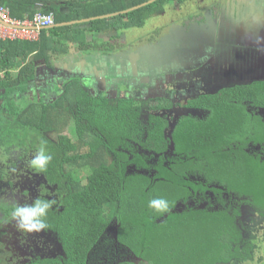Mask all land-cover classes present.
<instances>
[{
    "label": "trees",
    "instance_id": "16d2710c",
    "mask_svg": "<svg viewBox=\"0 0 264 264\" xmlns=\"http://www.w3.org/2000/svg\"><path fill=\"white\" fill-rule=\"evenodd\" d=\"M149 1L0 0L19 21L38 13L54 18L36 40L0 39V143L10 148V166H29L41 147L52 156L45 171L33 170L51 189L39 198L55 201L43 231L55 238L58 253L36 255L26 264H114L116 249L131 252L140 264L255 262L260 241L244 237L235 221L241 203L264 221V115L254 109H264L263 81L198 95L182 106L168 96L144 98L140 91L101 93L99 83L65 77V70L61 86L53 85L46 73L86 54L113 57L126 48L120 43L125 30L144 27L165 7L195 0H156L132 10ZM103 16L110 17L98 19ZM105 72L107 90L113 79L129 77L116 75L113 66ZM179 107L188 112L172 127L164 112ZM210 185L219 195L218 211H171L182 197L205 196ZM223 193L240 200L226 207ZM157 198L169 202V212L148 208ZM15 205L0 200L6 220ZM0 264H10L1 246Z\"/></svg>",
    "mask_w": 264,
    "mask_h": 264
},
{
    "label": "rangeland",
    "instance_id": "374dc122",
    "mask_svg": "<svg viewBox=\"0 0 264 264\" xmlns=\"http://www.w3.org/2000/svg\"><path fill=\"white\" fill-rule=\"evenodd\" d=\"M262 15L264 16V0H195L182 6L171 5L165 7L163 14L147 20L144 27L125 30L124 41H120V43L126 44L123 45L126 48L119 49L120 52L113 56L111 63L117 65L118 74H135V76L131 79L133 89L128 84L120 82L119 92L129 90L134 96H139L140 90L135 89V87L138 88L137 85H142L143 88L157 87L153 90H158L159 92L164 90L167 95L179 88V91H185L182 92L179 99L174 97L173 101L183 106L193 95L192 91L189 92L186 89L192 86H199L200 83L197 84V81L201 82L203 87L195 91V96L214 94L220 91V88H228L236 83L241 85L246 80H249L250 75H254L253 79L255 80H264L262 79L264 78V60L255 61V64H260L259 67L255 68L253 65L251 66L254 62L252 59L248 65L249 69L243 67L239 62L236 67L233 65V68L226 69L222 74H217V72H221L220 66L225 67L220 57L218 60H214V64H212V60L209 62L207 60L209 64L207 66L210 67L211 71L207 70L208 68L203 63V58L210 55L207 51L209 46L214 48V52L219 56L226 46L229 50L234 49V46L229 43L232 40L242 45L246 44L243 39H240L241 37L235 36L238 32L237 30L242 28L243 31L244 28L251 30L250 26L247 25H253L252 22L254 25H262V22H264ZM258 19L261 22H257ZM98 36L102 37L101 35ZM226 39L228 41H225ZM246 45L255 46L252 43H247ZM254 48L257 49L258 47L255 46ZM218 53L220 54L218 55ZM79 56L81 54H76V58ZM86 56L90 55L86 54L84 58H92ZM108 62H110L109 59ZM66 64H59L61 65V67L58 66L59 70L68 69V66L76 64L78 67H83V64L86 63L67 62ZM73 68L69 70L70 75L73 74ZM105 70L106 68H103V71ZM79 71L85 73L82 69ZM49 73L53 74L52 76L55 78H57L55 74H59L58 71ZM110 74L111 76L114 75L112 72ZM234 80L238 81L234 82ZM86 82L89 83L87 80ZM96 83L92 84L95 85ZM42 85L43 83H41ZM37 92L38 90L35 91V93ZM111 93L115 95L116 91L112 90ZM141 93L143 92L141 91ZM141 95L144 98H153L160 94L152 95V92L148 93L146 91ZM187 112L186 109L179 107L164 113H167L172 119V127H174L177 120L187 114ZM192 113L198 116L201 115L194 110ZM255 128L256 125L251 128L252 132H255ZM9 149L0 143V200H8L17 204H28L39 197V195H43L44 190L50 191V187L29 166L23 163H17L15 167L10 166L7 156L12 155L7 153ZM171 149L173 148L171 147ZM167 154L171 155L170 152H167ZM0 220L1 252L3 257L6 256V261L10 264H26L36 255L45 256L58 253L57 242L52 235L44 231L38 233L18 231L12 217L6 220L1 210ZM117 226L118 223L115 222L112 232L110 231L112 235L116 232L114 230H116ZM248 229L252 230L249 234L250 237L258 238L260 241L253 264H264L263 219L258 217L254 225L250 224ZM196 236L195 234V239H197ZM153 237L154 235L148 236L149 243L153 240ZM184 237L189 236L183 235L182 238ZM151 243L153 242L151 241ZM122 252L124 251L116 249V262L114 264H120L119 262L121 261H126L127 264H140L131 252L126 255ZM180 253L186 255L184 249Z\"/></svg>",
    "mask_w": 264,
    "mask_h": 264
},
{
    "label": "flooded vegetation",
    "instance_id": "af4514ba",
    "mask_svg": "<svg viewBox=\"0 0 264 264\" xmlns=\"http://www.w3.org/2000/svg\"><path fill=\"white\" fill-rule=\"evenodd\" d=\"M262 20L264 21L263 15H262ZM257 22H261V21H259V19H258ZM262 23H263L262 25H258V24L254 25V23L252 22L253 25H251V24L247 25V26H250L251 30H249L248 28H244V31H243V28H242L241 30H237L238 32L235 34V36H237L238 38L241 37L240 39H243V42H245L246 44L252 43L255 46H257L258 47L257 49L254 48L255 46L251 47V46H248L246 44L242 45V44H239V43L234 42L232 40L229 43L234 46V49L229 50L226 46L225 50H223L222 54L219 55L220 53H218L219 56H217L216 53L214 52V48L209 46L207 48V51L210 53V55L207 56L206 58H203V63L208 68L207 70L211 71L210 67L207 66V65H209L208 62L210 60H212V64H214L215 63L214 60H216V59L218 60L219 57L221 58L222 62L225 64V67L220 66L221 72H217V74H222V72L226 71V69L229 70V69L233 68V65L236 67V65H238L239 62L243 67H245L246 69H249L248 65H249V63H251L250 61H252V59L254 62L251 64V66L253 65V67H255V68L259 67L260 64H255V61L260 62V61L264 60V58H262V57H264V22H262ZM225 41H228V39H226ZM210 47H211V49H209ZM260 48H262V49H260ZM207 60H208V62H207ZM57 66H60V65H57ZM103 68H106L105 64H104V66L101 67V69H99V71H97V70L94 71V69H91L89 71H85V73H82V71H79L80 69H82V67H79V69L74 68V70H76V71L75 72L73 71L72 75H70V73L68 71H66L65 77L80 75V77H82L83 81L87 80L90 83L98 82L99 84H96V86L100 87L101 90L100 89L99 90L101 91V93H107V92L111 93L112 90H115L117 93L118 89H116V88L118 86V83L121 82V80L123 78L122 79H120V78L113 79L112 82L114 83V86L108 88L109 90H107V88L104 86V82L110 77H108V78L106 77V72L103 71ZM113 68H115V72H116L115 74L119 75L117 73V70H118L117 65H115V67H113ZM59 69L60 68H57V70H56L59 72V74H55V76L57 78L53 77L52 76L53 74H50V77L51 78L53 77L52 81H51V83H53V84H56V83L60 84L61 83L60 77L63 76L61 73V72H63L62 71L63 69L62 70H59ZM127 75H129L128 80H127V78L123 79V80H125V82L129 86H131V88H132L133 84H131V79L135 76V74H133V75L127 74ZM94 77H96V78H94ZM173 77H174V75H173ZM253 78H254V75H250L249 80H246L247 82L245 81L243 84H249V83H253L255 81H263L264 82V80H261V79L255 80ZM262 79H264V78H262ZM236 81H238V80H236ZM236 81L234 80V82H236ZM198 83H200L199 86H197V87L192 86L194 88L191 87V88L186 89L189 92L190 91L193 92V95L191 97H195V95H196L195 91L200 90L203 87L201 82L197 81V84ZM236 85H240V84L236 83L235 85H232V86L230 85V87H235ZM230 87H228V88H230ZM52 88H53V86H52ZM155 88H157V87L151 86L150 88H143L142 90H140V93H141V91L143 93H145L146 91L148 93L152 92V95H158V93H159L160 95L168 96L170 98V100L173 101L174 97L179 99V96L181 97L182 92L185 91V90L179 91V88H176L174 91L175 93L170 92L169 94L166 95L164 90H161V92H159L158 90H153ZM222 89H224V88H220L219 90H222ZM89 90H91L92 92H96L95 88L92 86L89 87ZM187 91H186V93H188ZM143 93H141V94H143ZM51 96H53V95H51ZM173 102H175V101H173ZM254 109H255V111H257V113L259 115H262L264 113V109L261 107H256ZM194 111H196V110H194ZM197 112H199V111H197ZM201 115H204V114H201ZM143 172L148 173L147 171H143ZM192 179L196 182L205 181V179L203 177H192ZM213 186H215V185H213ZM213 186L212 185L209 186L210 189H208L206 191L205 196H203L201 193H197V194L191 195L187 198L182 197L176 203L175 207L171 211L172 212H178V213H182L183 211L188 210V209H193V210L208 209L209 211H218L222 207V205L220 203L219 195L216 192L211 191L212 190L211 188ZM223 196H225V198L227 200L226 207L228 205L231 206L232 204H237V202L235 201L237 198L236 196H232L230 198L227 193H223L222 197ZM237 199L240 200L239 198H237ZM241 204L242 205L240 207V215L237 217L235 222H236L237 226L242 230L243 236L246 238H249L250 237V235H249L250 229H248V226L250 224L254 225V222L256 221V219L259 216L255 212L253 207L250 206L249 203H241ZM117 229H118V226H117L116 230H114V231H117Z\"/></svg>",
    "mask_w": 264,
    "mask_h": 264
},
{
    "label": "clouds",
    "instance_id": "9594fccd",
    "mask_svg": "<svg viewBox=\"0 0 264 264\" xmlns=\"http://www.w3.org/2000/svg\"><path fill=\"white\" fill-rule=\"evenodd\" d=\"M51 160L52 156L41 147L38 153L30 160L29 167L37 172H43ZM54 204V200L49 201L38 197L30 204L15 205L11 216L12 220L15 221L17 230L25 233H38L45 230L48 227L46 222L48 211ZM148 208L161 214L170 211L169 202L163 198L150 200Z\"/></svg>",
    "mask_w": 264,
    "mask_h": 264
},
{
    "label": "built area",
    "instance_id": "2783aa9c",
    "mask_svg": "<svg viewBox=\"0 0 264 264\" xmlns=\"http://www.w3.org/2000/svg\"><path fill=\"white\" fill-rule=\"evenodd\" d=\"M53 25V15L38 13L32 21H19L12 18L8 8L0 6V39L36 40L41 28Z\"/></svg>",
    "mask_w": 264,
    "mask_h": 264
},
{
    "label": "crops",
    "instance_id": "0c3cea01",
    "mask_svg": "<svg viewBox=\"0 0 264 264\" xmlns=\"http://www.w3.org/2000/svg\"><path fill=\"white\" fill-rule=\"evenodd\" d=\"M99 35H101L102 37H104V39H106L107 40V36H104L103 34H99ZM86 57H92V58H84V56L82 57L81 56V61L80 60H73V61H69V62H72V63H79V62H85L86 64H83V67H82V70H83V72L84 71H89V70H91V69H94V71H99V69H100V67H102V66H104V64L106 65V68L108 67V66H110V67H115V65L116 64H114V63H111L112 61H111V59L113 58V57H106V56H102V55H100V54H98V55H95V56H86ZM108 59L110 60V62H108ZM65 65H67V64H65ZM79 65H81V64H79ZM60 67H61V65H60ZM73 67H77V68H79L78 66H77V64L76 65H71V66H68V69H63V70H65V71H68L69 72V70L71 69V68H73ZM74 69V68H73ZM74 71V70H73ZM75 72V71H74ZM107 72V71H106ZM80 76V75H79ZM73 77H77V76H73ZM39 82V81H38ZM106 82V81H105ZM53 85H55V84H53ZM58 86H61L60 84H58ZM38 87L40 88V90H42L41 89V85L40 84H38ZM51 90H54V88H52L51 87Z\"/></svg>",
    "mask_w": 264,
    "mask_h": 264
},
{
    "label": "water",
    "instance_id": "95a60500",
    "mask_svg": "<svg viewBox=\"0 0 264 264\" xmlns=\"http://www.w3.org/2000/svg\"><path fill=\"white\" fill-rule=\"evenodd\" d=\"M155 1H156V0H151V1H149V2H147V3H145V4H143V5H140V6H137V7L133 8L132 10L139 9V8H141L142 6H145V5H147V4H151V3L155 2ZM126 12H128V11H126ZM126 12H123V13H126ZM115 15H117V14H115ZM115 15H113V16H115ZM108 17H110V16H103V17H100V18H98V19L108 18ZM91 20H93V19H91ZM74 23H75V22L65 23V24H62L61 26H63V25H72V24H74ZM46 28H50V27H46ZM43 29H45V28H41L40 30H43Z\"/></svg>",
    "mask_w": 264,
    "mask_h": 264
}]
</instances>
